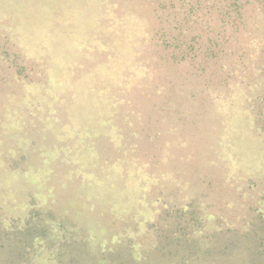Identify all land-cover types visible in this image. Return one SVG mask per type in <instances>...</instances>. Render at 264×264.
Returning <instances> with one entry per match:
<instances>
[{"label": "rangeland", "instance_id": "rangeland-1", "mask_svg": "<svg viewBox=\"0 0 264 264\" xmlns=\"http://www.w3.org/2000/svg\"><path fill=\"white\" fill-rule=\"evenodd\" d=\"M170 4L0 0V221L52 212L29 264H105L160 222L199 234L262 206L264 7L204 56L215 11ZM214 68L235 80L203 84Z\"/></svg>", "mask_w": 264, "mask_h": 264}, {"label": "trees", "instance_id": "trees-1", "mask_svg": "<svg viewBox=\"0 0 264 264\" xmlns=\"http://www.w3.org/2000/svg\"><path fill=\"white\" fill-rule=\"evenodd\" d=\"M165 1L171 4L164 7L185 11L187 14H191L190 8H193V12L201 9L203 3H206L204 10L208 13L215 11L217 26L212 30L209 27L207 29L203 27L201 30L204 37L201 42L204 56H209L218 50L219 41L222 39H224L223 45L228 46H224L225 53L231 52L233 45L229 43L236 40L239 29L252 17L244 14L243 9L254 11L264 7L262 0H198L196 7L189 6V8H183V5L179 6L175 1ZM203 17L205 18L206 15ZM174 21L173 19V24ZM211 22L207 21L206 25H211ZM198 75L205 78L203 83L205 85L215 77L216 85L218 87L224 85L225 88L231 85L230 80H235V75L223 74L218 72L217 68L206 75L199 70ZM202 90L209 91L207 87H203ZM261 121L264 125V118ZM261 202L262 206L258 212L251 210L254 213H249V217L246 215L237 225H227L219 220L210 232L199 233L202 236L198 234L199 227L196 223L178 225L176 222L170 224L168 228H163V223L160 222L153 225L154 228L150 230V237L156 236V242L150 240V244L142 249L140 247L137 252L130 249L131 245L123 249H114L108 253L109 259L105 264H264V195ZM51 213V211L43 213L40 210H32L23 223L7 227L0 221V264L31 263L35 242L47 237L50 224H46L45 219H51ZM122 243L127 244L125 241ZM99 261L102 262L101 257ZM66 262L82 264L75 255L73 258H67Z\"/></svg>", "mask_w": 264, "mask_h": 264}]
</instances>
